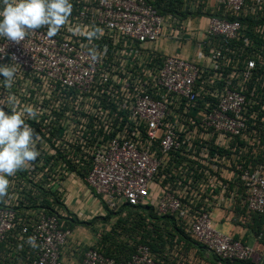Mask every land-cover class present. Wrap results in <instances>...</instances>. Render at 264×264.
<instances>
[{
	"label": "built area",
	"instance_id": "built-area-1",
	"mask_svg": "<svg viewBox=\"0 0 264 264\" xmlns=\"http://www.w3.org/2000/svg\"><path fill=\"white\" fill-rule=\"evenodd\" d=\"M184 1L189 13L179 18L153 0H70L56 36L42 26L20 43L0 37V64L17 68L11 87L0 78V99L12 94L17 109L39 110L25 120L39 156L8 177L0 197V244L11 236L15 251L33 252L28 264H175L144 243L121 262L92 243L82 250L66 211L32 217L27 205L18 208L42 179L67 205L74 177L111 209L175 217L225 264L251 258L252 246L218 228V213L224 222L264 215V0ZM196 12L207 25L193 59L155 46L164 36L194 39ZM74 27L102 32L90 39ZM69 250L80 260L66 261Z\"/></svg>",
	"mask_w": 264,
	"mask_h": 264
},
{
	"label": "trees",
	"instance_id": "trees-1",
	"mask_svg": "<svg viewBox=\"0 0 264 264\" xmlns=\"http://www.w3.org/2000/svg\"><path fill=\"white\" fill-rule=\"evenodd\" d=\"M153 3L163 14L171 13L183 18L189 13L188 7H184L186 4L184 0H153ZM194 16H201L200 12H196ZM240 19L249 27L253 25L252 18L240 17ZM47 181L42 179L35 183L36 193H32L31 190L24 191L18 208L27 205V208L32 210V217H34L33 213H39L43 208L49 213L61 214L59 211L61 209L66 211L68 216L63 218L65 227L73 231L78 225L91 226L96 234L92 242L93 246L105 255L115 258L117 262L127 260L140 243L150 245L155 253L163 256L166 261L174 263L175 257L173 258L172 253L178 246H185L190 242L201 246L185 231L175 217L159 216L152 208L146 206L124 204L119 209H111L107 206V213L96 215L101 220L94 221L95 216L88 220H81L64 204L57 191L46 186ZM12 243L10 236L8 240L0 244V264H28L34 257L33 252L26 248L15 251ZM88 244L81 243L82 250H86L90 245ZM231 263L240 264L241 262L232 261Z\"/></svg>",
	"mask_w": 264,
	"mask_h": 264
},
{
	"label": "clouds",
	"instance_id": "clouds-1",
	"mask_svg": "<svg viewBox=\"0 0 264 264\" xmlns=\"http://www.w3.org/2000/svg\"><path fill=\"white\" fill-rule=\"evenodd\" d=\"M71 12L70 0H0V37L20 43L29 30L47 26L46 34L52 38L67 24ZM70 30L73 35L86 34L90 39L102 32L99 28L87 33L79 27ZM16 72L14 65L0 64V78L6 88L11 87ZM19 103L12 94L0 99V106H12L10 112L0 107V197L7 193L8 177L39 156L36 148L39 137L25 122L26 118H36L39 110L31 105L17 109ZM27 242L37 247L35 237H28Z\"/></svg>",
	"mask_w": 264,
	"mask_h": 264
},
{
	"label": "crops",
	"instance_id": "crops-1",
	"mask_svg": "<svg viewBox=\"0 0 264 264\" xmlns=\"http://www.w3.org/2000/svg\"><path fill=\"white\" fill-rule=\"evenodd\" d=\"M188 25L191 28V33L197 36L196 39L191 40H180L174 41L170 40L166 36L159 39L155 46L165 53L178 54L176 49L179 47L183 49L184 52L179 53L180 55L193 59L195 57V52L193 53L190 49L191 46L194 47L193 42L198 37L203 36V31L207 25V17L196 16L190 17ZM198 43V42H197ZM167 46V47H166ZM67 206L68 208L76 214V216L81 220H88L96 215L101 214L100 204L93 193L86 189V184L80 178L74 177L68 179L67 183ZM90 193V195H88ZM222 213H218V217L225 221ZM220 220L218 228L225 232L233 233L236 238H240L244 243L253 247L254 252L251 258L244 263L240 264H264V215H254V217L240 221L237 219L236 222H224ZM78 227V226H77ZM73 230V235L77 242L80 244H86L94 241V237L90 236L87 229L82 230L80 227ZM83 231L82 236L76 235V231ZM66 261L73 263L80 260L78 254L71 251H67L63 255ZM175 264H225L221 261L215 254L207 251L204 247L197 244L187 243L182 246V253L174 259Z\"/></svg>",
	"mask_w": 264,
	"mask_h": 264
},
{
	"label": "rangeland",
	"instance_id": "rangeland-1",
	"mask_svg": "<svg viewBox=\"0 0 264 264\" xmlns=\"http://www.w3.org/2000/svg\"><path fill=\"white\" fill-rule=\"evenodd\" d=\"M196 37L197 36H194V38L196 39ZM193 44H194V47L193 46H191V51L194 53L195 52V50L197 49V42H196V40L193 42ZM167 47V46H166ZM196 48V49H195ZM176 52H178V53H182V52H184L183 51V49L182 48H178V49H176ZM86 189H88L89 190V192H90V189L88 188V186L86 185ZM88 195H90V193L88 194ZM97 201H98V203L100 204V210H101V214L100 215H104V213H107V205L103 202V201H101L100 199H97ZM95 219L96 220H94V221H98V220H101V218H99V216L97 217V216H95ZM78 227H80L82 230H84V229H87L88 230V233L90 234V236H92V237H94L95 238V236H96V234L94 233V231H93V229H92V227L91 226H83V225H78ZM77 227V228H78ZM82 232L83 231H76V235L78 236V235H80L81 234V236H82ZM92 243V241L91 242H89V244H91ZM88 244V245H89Z\"/></svg>",
	"mask_w": 264,
	"mask_h": 264
}]
</instances>
